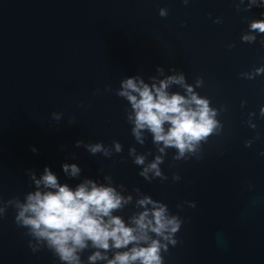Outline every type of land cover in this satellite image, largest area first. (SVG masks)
Masks as SVG:
<instances>
[{
	"label": "water",
	"instance_id": "water-1",
	"mask_svg": "<svg viewBox=\"0 0 264 264\" xmlns=\"http://www.w3.org/2000/svg\"><path fill=\"white\" fill-rule=\"evenodd\" d=\"M237 3L0 0V202L23 201L36 190L26 169L39 179L48 166L59 183L73 189L86 178L104 183L108 174L113 186L124 185L134 199L133 189L139 188L181 217L178 243L169 246L164 264H264V117L259 116L264 73L253 80L240 76L264 65V35L254 43L240 40L249 20L264 19V8L237 10ZM160 8L168 10L166 17L158 14ZM218 17L221 22L214 23ZM157 66L164 68L163 75ZM169 68L183 72L189 84L202 78L195 90L212 107L223 106L217 117L223 131L202 145L200 160L173 161L175 150L168 149L160 165L168 179L146 181L128 148L156 154L151 135L144 145L135 142L125 118L127 102L105 87L115 90L135 76L145 83H151L150 76L158 81L175 74ZM169 91L184 94L176 85ZM53 112L63 113L60 122L51 120ZM249 112L256 113L255 129L246 123ZM77 140L109 147L116 140L123 151L110 158L92 155L76 148ZM64 163L77 164L80 176H66ZM173 173L181 179L173 181ZM133 211L129 205L114 214L127 220ZM14 216L9 207L0 217V264H60L46 248H29L27 230L15 224ZM91 251L81 254L85 264Z\"/></svg>",
	"mask_w": 264,
	"mask_h": 264
},
{
	"label": "clouds",
	"instance_id": "clouds-1",
	"mask_svg": "<svg viewBox=\"0 0 264 264\" xmlns=\"http://www.w3.org/2000/svg\"><path fill=\"white\" fill-rule=\"evenodd\" d=\"M182 3L187 5L189 0H182ZM241 5L244 11L253 7L264 8V0H238L237 10H241ZM158 14L166 17L168 10L160 8ZM260 15L264 17V12ZM213 22L220 23L221 20L218 17ZM257 35H264V19L249 20L248 30L241 34L240 40L254 43ZM260 43L264 46V40ZM228 47H235V44ZM168 70L175 74L158 81L156 76H150L151 83L135 76L120 81L119 88L115 90L105 87V92L114 91L116 96L127 102L125 118L131 125L130 132L135 142L144 145L146 134L151 135L156 154L151 151L139 154L134 146L128 148V156L140 167L138 175L146 181L168 179L160 167L168 149L175 150L173 161L200 160L202 145L208 142L209 137L219 136L223 131V124L217 119L224 111L223 106L219 109L212 107L210 100L195 90L202 87V78L197 77L194 84H189L183 72H177L175 68ZM156 72L163 75L164 68L157 66ZM262 73L264 65L242 72L240 76L253 80ZM173 85L183 89L184 94L170 92ZM98 92V89L94 90L93 95ZM245 103L241 101V106ZM255 115L249 112L246 121L252 129L256 128L252 120ZM259 116L264 117V105L259 109ZM62 118V112L51 113V120L57 123ZM68 123L72 124L74 120L70 118ZM254 139L246 140L245 147H250ZM75 147H83L92 155L101 154L106 158L123 151L116 140L110 147L101 142L77 140ZM61 150H64L63 146ZM31 151L35 153L37 149L33 147ZM149 155L153 156L151 160H148ZM260 155L264 156V152ZM61 168L71 178H78L81 174V168L75 163H64ZM25 172L36 190L27 192L23 201L13 197L0 202V217L9 207L15 210L14 222L27 230L26 235L30 237L28 246L33 252L46 248L60 264H85L81 254L89 249L92 251L86 264H164V254L168 253L169 246L175 247L178 243L176 234L183 223L181 217L172 214L166 204L152 199L139 188L133 189L134 199L132 194H126L124 185L113 186L111 175H104V183L86 178L73 189L59 183L48 166L44 167L39 179L33 170L26 169ZM180 179L178 174H172L173 181ZM252 187L248 185L249 189ZM185 203L196 207L193 201ZM129 205L135 211L127 220L114 214ZM177 207L182 208L183 205Z\"/></svg>",
	"mask_w": 264,
	"mask_h": 264
}]
</instances>
